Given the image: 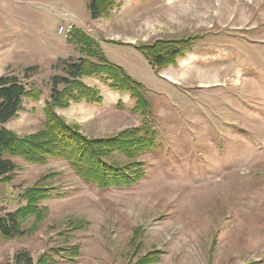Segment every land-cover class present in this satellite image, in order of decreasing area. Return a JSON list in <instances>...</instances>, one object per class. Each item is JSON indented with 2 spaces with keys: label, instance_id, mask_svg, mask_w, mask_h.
<instances>
[{
  "label": "rangeland",
  "instance_id": "374dc122",
  "mask_svg": "<svg viewBox=\"0 0 264 264\" xmlns=\"http://www.w3.org/2000/svg\"><path fill=\"white\" fill-rule=\"evenodd\" d=\"M88 1L0 0V77L36 66L34 81L44 92L26 100L6 128L19 136L43 129L47 85L58 74L53 65L81 58L68 40L77 28L145 85L157 149L143 158L141 183L109 190L85 184L65 161L33 165L15 158L13 180L0 182L7 212L25 206L26 191L43 176H59L50 183L53 196L40 204L44 219L24 223L29 235L0 236V264H12L23 250L37 260L76 246L78 259L57 257L55 264H130L153 251L164 252L158 264H264V0H124L96 20ZM189 37L199 38L193 49L160 72L135 49ZM84 83L103 102L56 109L67 123L91 138L141 125L130 94L97 77ZM74 221L90 226L70 231Z\"/></svg>",
  "mask_w": 264,
  "mask_h": 264
},
{
  "label": "trees",
  "instance_id": "16d2710c",
  "mask_svg": "<svg viewBox=\"0 0 264 264\" xmlns=\"http://www.w3.org/2000/svg\"><path fill=\"white\" fill-rule=\"evenodd\" d=\"M123 2L89 0L87 12L93 20L109 17L112 10ZM68 34L69 43L76 46L81 58L59 59L53 65V71L58 74L53 75L47 85L50 97L45 107L46 123L40 132L19 136L6 128L23 111L26 100L37 101L43 96V88L34 81L39 68L28 67L20 76L5 74L0 77V182L13 180L17 170L14 159L21 158L33 165H45L49 159L65 161L85 184L95 185L101 190L138 185L147 176L143 158L157 149V133L149 119L151 104L146 98V87L123 67L112 63L95 39L77 28ZM198 40V37L162 39L140 44L135 49L142 53L153 70L160 72L175 65L180 57L193 49ZM85 77H97L112 91L130 94L135 101L133 113L143 117L141 125L114 136L91 138L79 126L67 123L56 113V109H66L72 103L101 105L103 102L100 91L84 83ZM58 176L57 173L43 176L34 188L26 191V205L20 209L7 212L0 207L1 237L24 239L29 235V231L23 228L24 223L31 217L37 223L44 219L45 209L40 204L53 196L50 183ZM89 226L86 221H74L69 228L70 231H82ZM140 239V231L136 230L132 240L136 254L143 246ZM163 255L162 251H153L130 264H158ZM80 256L79 246L53 249L37 260L23 250L15 254L12 264H55L57 257L73 263Z\"/></svg>",
  "mask_w": 264,
  "mask_h": 264
},
{
  "label": "built area",
  "instance_id": "2783aa9c",
  "mask_svg": "<svg viewBox=\"0 0 264 264\" xmlns=\"http://www.w3.org/2000/svg\"><path fill=\"white\" fill-rule=\"evenodd\" d=\"M62 30V29H61ZM68 32H70V31H68Z\"/></svg>",
  "mask_w": 264,
  "mask_h": 264
}]
</instances>
